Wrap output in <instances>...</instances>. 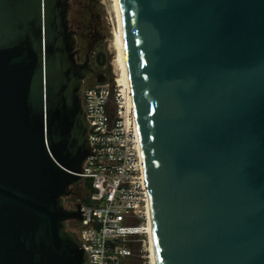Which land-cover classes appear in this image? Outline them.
Segmentation results:
<instances>
[{
  "label": "water",
  "instance_id": "95a60500",
  "mask_svg": "<svg viewBox=\"0 0 264 264\" xmlns=\"http://www.w3.org/2000/svg\"><path fill=\"white\" fill-rule=\"evenodd\" d=\"M70 1L0 0V264H89ZM117 2L151 264H264V0Z\"/></svg>",
  "mask_w": 264,
  "mask_h": 264
},
{
  "label": "built area",
  "instance_id": "2783aa9c",
  "mask_svg": "<svg viewBox=\"0 0 264 264\" xmlns=\"http://www.w3.org/2000/svg\"><path fill=\"white\" fill-rule=\"evenodd\" d=\"M81 104L90 147L81 176L93 191L81 220L68 229L78 236L89 264H151L147 196L128 87L117 78L85 80ZM138 244L144 249L136 252Z\"/></svg>",
  "mask_w": 264,
  "mask_h": 264
},
{
  "label": "rangeland",
  "instance_id": "374dc122",
  "mask_svg": "<svg viewBox=\"0 0 264 264\" xmlns=\"http://www.w3.org/2000/svg\"><path fill=\"white\" fill-rule=\"evenodd\" d=\"M70 3L73 9L70 25L76 31L78 40L76 48L81 50V56L88 47H91L93 52L103 46L109 63L104 74L105 80L122 78L114 0H71ZM78 6H81L80 9ZM82 15L88 16L87 24L80 23ZM140 249L143 250L144 247L138 244L135 250L138 252Z\"/></svg>",
  "mask_w": 264,
  "mask_h": 264
},
{
  "label": "flooded vegetation",
  "instance_id": "af4514ba",
  "mask_svg": "<svg viewBox=\"0 0 264 264\" xmlns=\"http://www.w3.org/2000/svg\"><path fill=\"white\" fill-rule=\"evenodd\" d=\"M72 28V25H70ZM76 32V31H75ZM77 37V36H76ZM78 41V40H77ZM101 47V46H100ZM100 47L93 52L91 51V47L86 48V50L83 51V55L81 56V50L76 48L75 57L77 62L83 63L84 61H88L89 65L91 66L93 73L90 74L88 79L86 80V84L92 83L98 74L102 73L105 74V71L108 68V60H107V53L104 50H101ZM103 55V58H102ZM96 56H99L100 58L97 60ZM87 191L85 189L84 183L81 186L72 187L71 188V194L64 199V206L69 211H75L77 205H80V212L81 208L83 206V201L86 197ZM69 221L68 226H71V223L73 222Z\"/></svg>",
  "mask_w": 264,
  "mask_h": 264
},
{
  "label": "bare ground",
  "instance_id": "6f19581e",
  "mask_svg": "<svg viewBox=\"0 0 264 264\" xmlns=\"http://www.w3.org/2000/svg\"><path fill=\"white\" fill-rule=\"evenodd\" d=\"M114 5H115V13H116V18H117V25H118V46L120 50V63H121V68H122V73L119 81L121 82L122 85L128 87V80H127V73H126V67H125V59H124V51H123V44H122V36H121V30H120V18H119V8H118V2L117 0H114ZM149 250V246H148Z\"/></svg>",
  "mask_w": 264,
  "mask_h": 264
},
{
  "label": "trees",
  "instance_id": "16d2710c",
  "mask_svg": "<svg viewBox=\"0 0 264 264\" xmlns=\"http://www.w3.org/2000/svg\"><path fill=\"white\" fill-rule=\"evenodd\" d=\"M80 7L81 6H78L79 9H80ZM72 13H73V9L70 10L69 21L71 19V14ZM79 21H80L81 24H87L88 23V16L87 15H82V17H80V20ZM83 183H84L85 189L87 191V194H86V197H85V199L83 201V204H87L88 203L89 196H90V194H91V192L93 190H92V187H91V181L90 180H84Z\"/></svg>",
  "mask_w": 264,
  "mask_h": 264
}]
</instances>
